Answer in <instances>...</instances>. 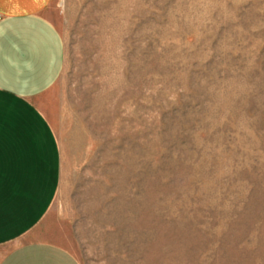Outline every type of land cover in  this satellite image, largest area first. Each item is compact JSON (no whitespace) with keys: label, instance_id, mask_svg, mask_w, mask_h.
<instances>
[{"label":"rangeland","instance_id":"1","mask_svg":"<svg viewBox=\"0 0 264 264\" xmlns=\"http://www.w3.org/2000/svg\"><path fill=\"white\" fill-rule=\"evenodd\" d=\"M51 216L82 264H264V0H53Z\"/></svg>","mask_w":264,"mask_h":264},{"label":"crops","instance_id":"2","mask_svg":"<svg viewBox=\"0 0 264 264\" xmlns=\"http://www.w3.org/2000/svg\"><path fill=\"white\" fill-rule=\"evenodd\" d=\"M53 0H0V264H82L51 210L60 145L42 105L65 61Z\"/></svg>","mask_w":264,"mask_h":264}]
</instances>
